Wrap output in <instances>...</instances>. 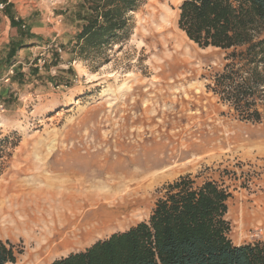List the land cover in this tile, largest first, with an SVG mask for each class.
Listing matches in <instances>:
<instances>
[{"label":"rangeland","instance_id":"rangeland-1","mask_svg":"<svg viewBox=\"0 0 264 264\" xmlns=\"http://www.w3.org/2000/svg\"><path fill=\"white\" fill-rule=\"evenodd\" d=\"M181 1L144 0L131 13L129 38L114 45L100 65L72 52L82 24L81 0L41 2L37 13L43 33L17 51L11 66L0 67V144L10 151L1 165L0 192L45 187L48 181L33 180L34 172L54 174L55 181L106 180L100 191L111 190L112 183L123 190L126 180L145 176L137 203L127 202L129 215L102 205L82 218L89 223L133 214L126 230L148 218L163 185L185 175L198 182L213 179L231 193L227 219L232 241L264 240V220L254 226L244 223L264 209V115L261 122L241 120L212 92L227 52L200 48L185 36L177 25ZM164 9L172 19L170 34L184 43L194 61L161 71L154 62L155 40L143 34H152L158 21L150 16ZM35 16L30 17L35 21ZM5 137L17 145L11 147ZM170 166L174 173L163 172ZM0 240L23 250L16 262L24 255L23 236Z\"/></svg>","mask_w":264,"mask_h":264},{"label":"trees","instance_id":"trees-1","mask_svg":"<svg viewBox=\"0 0 264 264\" xmlns=\"http://www.w3.org/2000/svg\"><path fill=\"white\" fill-rule=\"evenodd\" d=\"M143 1L81 0L83 11L78 14L82 24L73 37L72 52L83 61L105 63L107 52L129 38L131 13ZM178 9V28L190 41L200 48L227 52L226 63L213 77L212 92L241 120L261 122L264 0H182ZM10 16L19 38L11 39L5 55L0 57V67L6 69L26 45L24 35L27 41L35 37L28 27L27 31L22 27L20 19ZM53 55L57 60L59 53ZM69 71L70 67L66 69ZM4 140L11 147L18 143L8 137ZM9 155L10 151L0 144V172ZM158 192L147 219L49 264H264V240L236 244L229 236L231 193L224 182H198L185 175L163 185ZM22 253L11 242L0 240V264L15 263Z\"/></svg>","mask_w":264,"mask_h":264},{"label":"bare ground","instance_id":"bare-ground-1","mask_svg":"<svg viewBox=\"0 0 264 264\" xmlns=\"http://www.w3.org/2000/svg\"><path fill=\"white\" fill-rule=\"evenodd\" d=\"M168 10L152 14L151 21H158V24H154L152 34H143L155 40L152 42V50L156 54L154 62L160 66L161 71L170 67L175 69L181 65L188 66L194 61L192 52L170 34L173 25ZM168 171L170 174L174 173V167L170 166L163 172ZM138 175L140 173H134V176ZM32 176L33 180H47V185H29L26 192L20 193L0 192V238L23 236L27 244L24 255L14 264H47L52 259L71 253L73 249L102 239L106 234L123 230L127 226H124L126 221L133 215L128 216V203H137L138 192L145 183L142 180L145 176L142 179L130 178L126 180L123 190L117 183H112L111 190L100 191V183L107 182L106 180L88 183L83 180L77 183L72 178H64L62 181H55L51 178L54 174L47 175L46 172H34ZM102 205L110 210L125 209L128 215L82 223L86 213L101 208ZM263 210L262 208L252 217L244 219V223L254 226L263 222Z\"/></svg>","mask_w":264,"mask_h":264},{"label":"crops","instance_id":"crops-1","mask_svg":"<svg viewBox=\"0 0 264 264\" xmlns=\"http://www.w3.org/2000/svg\"><path fill=\"white\" fill-rule=\"evenodd\" d=\"M4 3L2 4V2ZM41 2L44 0H0L2 8H0V57L2 54L6 53V45L11 39H17V30L15 27L11 26L10 15L14 19H20L23 24L22 27L27 31V27L30 32L37 36V34H42L43 30L41 28L40 15L37 13L38 8L41 7ZM6 6V11L3 7ZM35 13V21L31 19V14ZM23 41L27 44V36L24 35Z\"/></svg>","mask_w":264,"mask_h":264},{"label":"built area","instance_id":"built-area-1","mask_svg":"<svg viewBox=\"0 0 264 264\" xmlns=\"http://www.w3.org/2000/svg\"><path fill=\"white\" fill-rule=\"evenodd\" d=\"M0 8H2V4H0ZM58 51L60 52V51H61V49H60V48H58ZM9 73H12V71L10 70V71H9Z\"/></svg>","mask_w":264,"mask_h":264}]
</instances>
